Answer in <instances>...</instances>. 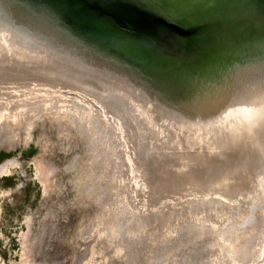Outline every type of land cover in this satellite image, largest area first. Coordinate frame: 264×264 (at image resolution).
Returning a JSON list of instances; mask_svg holds the SVG:
<instances>
[{"label": "rangeland", "instance_id": "374dc122", "mask_svg": "<svg viewBox=\"0 0 264 264\" xmlns=\"http://www.w3.org/2000/svg\"><path fill=\"white\" fill-rule=\"evenodd\" d=\"M146 1L163 9L156 0ZM154 13L159 15L157 9ZM123 31L119 37L112 33L109 45L114 57L121 54L122 60H107L103 74L108 77L100 78L105 81L101 84L71 70L83 58L59 56L56 50H49L53 51L50 60L45 56L40 64L34 61L30 66L38 67L37 75L25 70V57L14 41L0 45V264H169L171 260L173 264H264V206L260 205H264V159L245 180L222 176L234 168L233 148L238 147L239 155L247 151L254 155L258 145L264 148V130L260 137L259 129L255 132L249 126V132L243 134V124L239 129L233 122L232 132L225 129L223 119L232 116L226 113L232 112L239 100L227 92L229 89L224 91L226 96L220 93L215 108L208 104L204 108L205 114H215L210 120L203 109L190 106L194 102L187 105L180 96H165L164 88L156 86L162 70L156 45L139 43L134 30ZM42 51L37 50L34 57L44 58ZM127 58L143 76H136L130 70L133 68L125 65ZM240 60L236 62L243 71L249 59ZM49 61L70 70L62 73L47 66L42 71L40 65L45 67ZM231 71V77L239 74ZM128 89L134 95L146 89L152 103L161 104L162 115H173L181 123L198 121L201 126L190 127L184 136L181 131L172 134V127L166 128L163 119L154 118L149 124V111L156 104L136 103ZM7 106L9 110H5ZM71 106L78 107L79 113ZM213 119L222 132L215 127L214 134ZM152 126L160 139L157 150L150 139ZM221 133L231 139L235 136V141L228 142ZM241 136L246 141L240 144ZM203 139L210 143L202 145ZM254 139H259L256 145ZM183 171L189 176H181ZM198 178L204 180L203 185L189 182ZM215 185L223 186L217 191ZM152 212L157 216H151Z\"/></svg>", "mask_w": 264, "mask_h": 264}, {"label": "bare ground", "instance_id": "6f19581e", "mask_svg": "<svg viewBox=\"0 0 264 264\" xmlns=\"http://www.w3.org/2000/svg\"><path fill=\"white\" fill-rule=\"evenodd\" d=\"M152 1L154 2V0H152ZM240 1H238V3H237V2H235V0H159V5L163 6V9H162V8H156L155 5L147 4L146 0H0V42H1L0 45H2V43L5 44V43H9V42L14 41V43L17 44V48H18L19 52L21 54H23L25 57L24 62H23L25 70L26 71L27 70H29V71L34 70L33 73L36 72L35 74H37V75H38V73H37L38 67H30V66H32V63H35L34 61H37L38 64H40L43 60H45V58L47 56H48L47 57L48 60H50L49 57L51 56V54H53L52 53L53 51H49V50H56L54 52L58 53L59 56L70 55L71 57L76 56L77 58H83L84 61L83 62L81 61L79 66H76L71 70L74 73H76L77 76H81V77L86 76L87 78L91 77V79H93L94 82L101 84L102 82H105V81L101 80L100 78L105 77V79H106L108 77V76H105L103 74V73L107 72V71H105L106 69H104L105 68L104 65L108 64L107 60H111V62H113V61H116V58L121 59V57H122V56L113 57V52H112L113 50L111 49V47L109 46V44L105 40H107V38L110 39L112 33H116V36H118V37L121 36L122 32H124L123 30L124 29L126 30V28L130 27V25L132 23H134V25H137V27L139 29H141L143 26H145L147 28L150 27L153 30L152 35H154V41L158 42L159 45L161 46V48H162V46L164 47V50L162 49L161 51H160V49L156 48L157 51L155 52V54L161 55V57L159 58L160 61H158V63L162 67V70L160 73L161 75H159V76H160V79H164V81H165L164 84L167 86V87L166 86L163 87L164 88L163 93L165 94V96L167 94L169 96H171L172 98H173V96L175 98H178V96H180L181 98H183V101L187 105L190 104L191 102H194V104L193 105L190 104V106L195 105L194 107L197 109V111H200L203 109L204 115H206L205 117H209L208 119L210 120V119H212V117L215 114H213V116L205 114V113H207V110L204 108H206L207 104H208V106L211 105L212 106L211 108H215V105L218 104L216 100H218V99L220 100L221 95L225 94L224 91L229 89L227 92L230 95L234 94V96H238L239 100H237V102L235 104L236 106L231 109L232 112L228 111V113H226V115L232 113V116L230 118L227 117V118L223 119L225 121V129L227 128L228 130H230V132H232V128L234 127V125H232L231 122L237 123L239 126V129H240L239 124H243L242 128H241V131H243L242 132L243 134L245 132L247 133V130H248L247 128H249V126H251V128L255 132L257 131V129H259L256 133H260V137H261L263 130H264V18H263L264 15L261 16V14H263V13H261L260 10L258 11L259 8H258L255 0H245L248 3V6L244 7V14H243V11L241 13V16H244V21L242 23L241 28L240 27L235 28L234 30L233 29L231 30V28H229L231 31H225V28L229 27V26H227L228 22H230V25H231V22L234 25L239 24V20L237 18V13H236V10L234 8L237 6V4H239ZM154 9H157V12H159V15L154 13ZM211 10L215 11V12L212 13ZM188 11H190V12L188 13ZM232 12L235 13L234 17H233V15H231ZM211 15L213 16L212 17L213 19H211L212 24H213L212 26L218 28L219 32H222L221 34L219 33V37H223L225 42H223L220 45L219 49H222L220 52H214L215 54L213 53L211 55H208L207 58H205L204 55L199 53V51H197L195 49V47H193V45L197 47L196 43H200L201 41H203V35L201 34L202 33L201 30L198 31L199 30L198 29L197 31H195L194 25L192 24V22L200 21V23L202 24L201 21H203V16H205V18L206 17L208 18V16H209V18H210ZM178 22H179V24H178ZM202 25H205L208 28V25L206 23L202 24ZM150 40H153V37ZM122 41L123 40H119L118 43H120ZM109 43L111 44V39L109 40ZM226 43H227V45H226ZM249 44H251V45L253 44V48H252V46H249ZM210 46H212L213 48L217 47V46H213V44ZM42 48L46 49V51L45 50L42 51ZM245 48H247V51H245ZM251 48H252V50H249ZM37 50L44 52L43 53L44 58L37 59L34 57V56L38 55ZM71 51L73 53H70ZM68 53H70V54H68ZM118 55H121V54H118ZM244 57L249 59V60H247V63H248L247 68H244L242 71V70H240L243 68L242 65H240V63L238 64L236 61H238V60L243 61L240 59L244 58ZM164 61L166 63H169V65H165L166 63L164 64ZM33 65L35 66L36 64H33ZM164 65L166 66L165 69H163ZM44 66L45 67L40 65V67L42 68V71H45L48 69V67L51 68L52 66H53V68H57V70L61 69L62 73L66 72L67 70H70V69H65V67L52 64V61L46 62V64ZM68 67H70V66H68ZM130 68H133V66L130 65ZM233 69H235L236 71L240 70L241 72L239 71V74L233 75L231 77V76H229V74H230V72H232L231 70H233ZM133 70L137 73L138 76L139 75L143 76V73L139 70L137 65H135ZM38 71H39V69H38ZM158 72H159V70H158ZM158 72L156 71V74H158ZM87 74H88V76H87ZM75 78H77V77L75 76ZM114 78L119 80L118 76H115ZM135 88L138 89L136 86H135ZM220 93H221V95H220ZM129 94L131 97L134 98V101H136V103L139 102L141 104H146V105L148 104V106H150L152 104L153 107L156 104V107L151 108L152 110L149 111L150 113L148 115H150V116H148V117H150V119H152V121L149 119L150 120L149 124H150V122L153 123L154 118L157 119V121H161L163 119L162 121L166 122V126H167L166 128H168L169 125L172 127V128H170L171 130L168 128L170 131H172V134H175L176 132L181 131V133H184V136L187 135L185 132L188 131V129L190 127L201 126V123L198 121L189 120V121H186L185 123H181L180 120L179 121L176 120V117L175 116L173 117V115L172 116L162 115V113L160 111L162 108L161 104L159 103L157 105V103H155V102L152 103V101H151L152 97H151V99L149 98L151 94L146 89L139 91L138 95L132 94V91L129 90ZM227 94H225V96ZM244 97H246V99ZM242 99H244V100H242ZM39 101L41 102L43 100H39ZM48 101H44V104L45 105L48 104V103H45ZM55 101H57V99ZM215 101H216V103L214 105ZM73 102L74 101H72L71 103H73ZM30 103H29V105H30ZM53 103L55 104V102H53ZM57 103H56V105H57ZM38 104L36 106H39ZM54 104H53V106H54ZM61 104L63 105L62 102H61ZM50 105L49 106L46 105V106L51 107ZM18 106H19V104H18ZM36 106H34L33 108H35ZM46 106H45V108H46ZM61 106H59V107H61ZM29 107L31 108V106H29ZM62 107H64V106H62ZM72 107L73 106H71V108ZM83 107H85V105L82 106V108ZM38 108H40V107H38ZM55 108H56V106H55ZM66 108L68 109L69 107H66ZM73 108H75V106ZM192 108L193 107H190V109H192ZM51 109H49V110L51 111ZM76 109L78 111V107L75 108L74 110H76ZM5 110H9V107H8V109H5ZM11 110L13 111V109H11ZM64 110L66 111L65 108H64ZM84 110H86V108ZM60 111L61 110L59 109V112ZM77 111H75V112H77ZM80 111H82V110H80ZM18 112H19V108H18ZM28 112H31V111H28ZM21 113H24V112H21ZM77 113H79V111ZM13 114H14V112H13ZM70 114H72V113H70ZM70 114H69V116H70ZM17 115L19 117V114H17ZM20 115H22V114H20ZM79 115H81V117H82V114H79ZM86 115L88 117V113ZM0 116H2V115H0ZM92 116L93 115H91V117ZM14 117L17 118L16 116H14ZM54 117H56V113H55ZM83 117H84V115H83ZM3 118L4 117H2V120H3ZM85 118H82V119H85ZM28 119H30V118L27 117V119H26L27 122H28ZM170 120H172V122ZM226 120H228V121H226ZM3 121L5 122V120H3ZM15 121H17V120H15ZM18 121H17V123H18ZM82 121H84V123L83 122L82 123H83V125H85V120H82ZM29 122H30V120H29ZM77 122H79V121H77ZM205 122L207 123V120H205ZM28 124H30V123H28ZM58 124H57V126H58ZM210 124L213 126L212 131L217 128L220 130V132H222L223 129H221L220 126L219 127L215 126L216 122L214 119L210 121ZM24 125H25V123H24ZM88 125L90 126V124H88ZM152 125L154 126V124H152ZM27 126H25V127L27 128ZM75 126H77V125H75ZM153 126L151 127V131H153V133L152 134L149 133V134L151 135L150 139L153 142V149L157 150L160 146V144H159L160 139H159L157 132H156L157 129L155 130V127L153 128ZM243 126H244V128H243ZM60 127H59V129H60ZM98 127L101 128V126H99V125H98ZM1 128H2V126H1ZM93 128H91V129H93ZM2 130H4V128H2ZM24 130H25V128H24ZM82 130H84L83 127H82L81 131ZM86 130L88 131L87 128H86ZM96 130L94 129L95 132H98ZM216 130L214 131V134H216ZM102 131H104V130L102 129ZM102 131H101V133H102ZM1 132L3 133V131H1ZM25 132H26V130H25ZM91 132H92V130H91ZM248 132H249V130H248ZM85 133H86V131L83 133V136L85 135ZM89 133H87V134H89ZM221 134H223V138L226 139L228 142L231 140L235 141V136H234V139H231L232 136L231 137L226 136V135H224V133H221ZM230 135H232V134H230ZM220 137L222 138V135H220ZM242 137L243 136H241L240 144L243 143V141L244 142L246 141ZM104 139L106 140V138H104ZM203 140L201 141L202 145H206V143H208V144L210 143V141L208 142L207 140H204V141ZM254 140H255V145H256V143L258 142L259 139L258 140L254 139ZM253 142H252L251 146H253ZM190 146H191L192 150H194V148H195L194 144H192ZM236 149L238 150V147L233 148V153H235V154H233V153L230 154L231 156L233 155V158H234L233 159V163H234L233 167L234 168L232 169V172L230 173V171L225 170L224 175H222V176H225V178H224L225 180H231L232 181L233 178H230L231 176L234 177V180L237 177H239V179H238L239 181L245 180V177H247L248 175H251L253 172H255L254 171L255 165H257V163L261 162L262 158L264 159V152H263L264 148L262 147V145H260V146L258 145L254 149V151H253L255 153L254 155H251L250 153H248V151L245 152L243 155H239L237 153L238 151H236ZM257 149H259L260 151H258ZM187 155L190 156V152ZM223 156H228V155H223ZM187 158L191 159V157H187ZM206 165L204 166L205 168L208 167ZM204 172L205 171L203 170V173ZM244 172H246V174H244ZM202 174H201V176H202ZM186 175L189 176L184 171L181 174V176H186ZM226 175H228V176L226 177ZM241 175H243V177ZM186 178L190 179V177H186ZM202 181H204V180H202L201 178L189 180L190 183L195 182L199 185H203V184H201ZM211 182L214 183V179ZM209 184H210V187L211 186L214 187V185H212V183H209ZM215 186L217 187L216 190L218 191V189H222L223 185L222 186L215 185ZM208 200H210V202L212 203L211 199H208ZM218 201H216V202H218ZM263 201L261 200V202H263ZM194 202H196V201H194ZM198 202H197V204H198ZM204 202L206 203V201H204ZM214 202L215 201L213 200V203ZM240 202H238V203H240ZM257 202H259V200ZM214 204L216 205V203H214ZM186 205H188V204H186ZM222 205H224V204H222ZM260 205L264 206L262 204H260ZM238 206H237V208H238ZM166 207H168V206H166ZM215 207H214V209H215ZM227 207H229V205ZM258 207H260V206H258ZM216 208H218V207H216ZM165 209L166 208H164V210ZM178 209H179V207H178ZM170 210H172V209H170ZM250 210L251 209H249V211ZM254 210H256V209H254ZM171 212H173V211H171ZM145 213H147V212H145ZM153 213L154 212H152L151 216H153L156 212L154 214ZM218 213H219V211H218ZM228 213H229V211H228ZM258 214H256V215H258ZM124 215H125V213H124ZM155 215H154V217H155ZM126 216H128V215H126ZM153 219H155V218H153ZM253 219H254V217H253ZM261 220H262V218H261ZM259 226H260V223H259ZM200 232H201V230H200ZM213 234H215V233H213ZM250 236H249V238H250ZM257 236H258V234H257ZM251 238L254 239V237H251ZM253 239H250V241H252ZM242 240H244V239L242 238ZM248 240H246V241H248ZM248 243H250V242H248ZM253 244H254V242H253ZM253 244H252V246H254ZM250 245H251V243H250ZM233 246H234V244H233ZM233 246H231V247H233ZM245 247H247V246H245ZM249 247H251V246H249ZM249 247H247V248H249ZM241 249H243V248H241ZM215 250H216V252H219L220 249L218 251H217V249H215ZM221 253H222V250H221ZM244 254H246V253H244ZM187 255H189V254H187ZM187 255L185 256V260L187 258ZM216 256H217V254H216ZM241 257H244V256H241ZM174 258H176V257H174ZM201 258L199 257V259H201ZM197 260H198V258H197ZM201 260H203V259H201ZM244 260H245V258H244ZM177 261H179V260H177ZM171 262L170 263L173 264L172 260H171ZM175 262L176 261H174V263ZM227 262H228V260H227ZM227 262H225V263H227ZM238 262H236V263H238ZM223 263H224V261H223ZM184 264H185V262H184Z\"/></svg>", "mask_w": 264, "mask_h": 264}, {"label": "water", "instance_id": "95a60500", "mask_svg": "<svg viewBox=\"0 0 264 264\" xmlns=\"http://www.w3.org/2000/svg\"><path fill=\"white\" fill-rule=\"evenodd\" d=\"M238 1H240V0H235V2H237L238 3ZM156 2H158L159 3V0H156ZM255 2H256V4H257V6H258V11L260 10V12L261 13H263V14H261V16H263L264 15V0H255ZM236 3V4H237ZM245 6H248V3L245 1V0H241L240 2H239V4H237V6L234 8L235 10H236V13H237V18H238V20H239V24H237V25H234L232 22H231V25H230V22H228V25L227 26H229L228 28L226 27L225 28V31H231L232 29L234 30L235 28H241V26H242V23H243V21H244V16H241V13H242V11H243V14H244V7ZM212 11V10H211ZM210 11V12H211ZM190 11H188V13H189ZM209 12V13H210ZM215 11H212V13H214ZM231 15H233V17H234V15H235V13L234 12H232V14ZM213 16L211 15L210 16V18H209V16H208V18L206 17L205 18V16H203V21H201L202 22V24H207L208 25V28L205 26V25H202L201 23H200V21H196V22H192V24L194 25V29H195V31H197L198 29V31H202V35H203V41H201L200 43H196L197 44V47L196 46H194L193 45V47H195V49L197 50V51H199V53H201L202 55H204V57L205 58H207L208 57V55H211V54H213L214 52H220L222 49H219L220 48V45L223 43V42H225V40L223 39V37H219V33L221 34L222 32H219V30H218V28H216V27H214V26H212L213 24H212V20L211 19H213L212 18ZM264 18V17H263ZM229 28H231V30L229 29ZM126 29H128V31H129V29L130 30H134V31H136L137 33V35H138V39H139V43H145V45H149V44H152V42L156 45V47L158 48V49H160V51L163 49L164 50V47L162 46V48H161V46L159 45V43L158 42H156V41H154V35H152V32H153V30L149 27V28H147V27H145V26H143L141 29H139L138 27H137V25H134V23H132L131 25H130V27H128V28H126ZM248 30V29H247ZM131 33H134V32H131ZM130 34V33H129ZM135 33H134V35H136ZM141 34V35H140ZM145 36V37H144ZM141 37H142V39H141ZM153 37V40H150L151 38ZM109 40L110 39H108L107 38V40H105L108 44H109ZM213 44V46H217V47H215V48H213L212 46H210V45H212ZM109 45H111V44H109ZM225 45V44H224ZM226 45H227V43H226ZM249 46H252V48H253V44L251 45V44H249ZM252 48L251 49H249V50H252ZM194 51V50H193ZM245 51H247V48H245ZM196 52V51H195ZM215 54V53H214ZM239 55V54H238ZM119 56V55H118ZM113 57H114V54H113ZM245 58V57H244ZM116 59H119V58H116ZM247 59V58H246ZM122 60V59H121ZM125 60V65H127L129 68H130V65H132L133 66V68L135 67V64H131L130 63V60L127 58V59H124ZM124 62V61H123ZM166 62L164 61V64H165ZM148 65V61H146V64H145V67ZM165 65H169V63H166ZM164 65V68L163 69H165V66ZM157 66V65H156ZM139 68V67H138ZM155 69H156V67H155ZM132 72H135L134 70H132V69H130ZM140 70V69H139ZM141 71V70H140ZM136 76H137V73H136ZM155 80V79H154ZM149 80H146V82H148ZM152 81V80H151ZM162 81V79H159V78H157V82H159L158 84H156V86L157 87H160V88H163V87H165L166 85L164 84L165 83V81L163 80V82H161ZM156 82V81H155ZM163 85V86H162ZM167 87V86H166ZM162 90V89H161Z\"/></svg>", "mask_w": 264, "mask_h": 264}]
</instances>
